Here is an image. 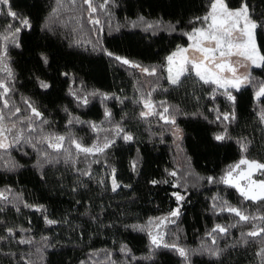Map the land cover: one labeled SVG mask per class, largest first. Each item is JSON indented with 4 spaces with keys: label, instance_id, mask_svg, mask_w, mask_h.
<instances>
[{
    "label": "trees",
    "instance_id": "trees-1",
    "mask_svg": "<svg viewBox=\"0 0 264 264\" xmlns=\"http://www.w3.org/2000/svg\"><path fill=\"white\" fill-rule=\"evenodd\" d=\"M103 2L94 0L97 6ZM11 3L15 11L31 18V29L20 34L21 47L9 44L10 67L15 73L13 101L23 109L24 99H30L49 120L46 131L62 135L71 132L84 146L102 145L106 136L115 138V144L87 159L81 155L75 165L61 158L41 166L38 153L28 145L0 152V190H13L11 204L0 201V237H6L0 240V264H24L25 260L29 264H184L174 250L153 248L144 221L148 215H167L176 208L174 192L186 194V198L176 223L164 230L165 239L188 249H223L219 258L206 253L193 255L191 264H264V258L257 254L264 247L259 237L248 238L246 245L237 243L252 224H237L236 218L228 224L237 226L230 227L227 236L214 234L215 245L208 235L227 214L214 210L213 204L229 200L234 191L221 183L220 177L230 165L249 157L252 149L264 159V146L258 145L264 142V122L256 115L251 96L264 82V69L252 68V82L233 93L237 96L236 119L227 125L216 120L214 109L228 112L232 105L219 91L215 100L211 98L213 85L203 84L193 74L173 86L161 69L165 57L176 50L179 41L186 40L182 33L191 30L189 21L206 14L209 0H109L106 9L96 13L100 26L90 25L86 19L79 24L75 20L68 23L72 14L56 12L58 0ZM80 3L78 0V7ZM229 3L238 7L240 0ZM249 3L254 16H264V0ZM145 21H159L161 27L151 34L145 31ZM8 22L7 16L0 15V32ZM170 24L177 30L170 31ZM101 26L103 31L99 30ZM97 38L107 51L144 67H157V75L146 76L139 69L110 59L96 45ZM257 38L264 52V33L258 31ZM41 55L47 56V64ZM38 80L52 87L43 90ZM154 85L158 86L152 92V101L157 105L167 102L175 125L156 116L140 117L144 109L137 101ZM77 86L119 99L89 97V104L80 106L69 94V89ZM106 109L112 113L110 120L105 117ZM74 118L84 123L69 125ZM89 122L100 130L94 131ZM116 124L130 133L133 141L117 137ZM109 129L112 131H106ZM225 129L229 138L216 141L215 135ZM238 141L247 142V152L241 151ZM200 162L208 169H202ZM10 163L17 167L9 170ZM113 168L122 185L116 192L111 191ZM84 171L91 175H83ZM172 171L177 172L175 178L169 175ZM207 177L215 179L209 183ZM152 180L168 183L153 185ZM176 183L183 187H174ZM40 206L43 209L36 211ZM250 212L264 215V205L255 204ZM45 217L57 223L48 225ZM133 225L146 230L138 231ZM7 228H13L15 236H7ZM20 239L33 242L19 244ZM125 246L127 251L121 252Z\"/></svg>",
    "mask_w": 264,
    "mask_h": 264
},
{
    "label": "snow or ice",
    "instance_id": "snow-or-ice-1",
    "mask_svg": "<svg viewBox=\"0 0 264 264\" xmlns=\"http://www.w3.org/2000/svg\"><path fill=\"white\" fill-rule=\"evenodd\" d=\"M58 3L59 8L56 12L64 10L72 14L68 17V23L75 20L79 24L81 19H86L90 25L100 26L101 21L96 16V13L106 9L109 0H104L98 6L94 4V0H81L79 7L77 6L78 0H67L66 4L63 0H58ZM54 14L56 13L54 12ZM0 15L7 16L11 21L6 24L4 31L0 32V73L4 74L0 76V152L7 153L16 146L23 147L28 145L38 153L40 157L38 163H41V166L46 163L59 162L61 158L65 163L71 162L75 165L81 155L87 159L89 156L104 153L111 148L115 144V138L109 139L106 136L102 145L94 143L91 146H84L71 132L67 133V135H62L46 131L44 126L50 122L30 99H24L25 107L23 109L13 101V95L16 91L14 87L15 73L10 67L9 44L16 48L21 47L20 34L31 29V18L15 11L11 0H0ZM189 23L192 25L191 30L182 33L189 43L186 47L177 46L175 51L166 56L161 69L167 72L165 79L173 86H179L182 77L193 74L203 84L213 85L211 98L215 100L216 93L219 91V94L224 96L232 105V110L228 112H220L218 109H214L217 113L216 120L227 125L236 119L235 105L237 96L233 93L240 92L243 87L252 82L250 68L264 69V52H262L261 46L257 43L258 31L264 33V16H254L249 0H240L238 7H232L229 0H209L206 14L195 17ZM144 25L145 31H149L151 34H155V30L161 27L159 21L151 23L145 21ZM135 26L133 24V27ZM45 27H48V25H45ZM167 27L170 31L177 30V26L174 24H170ZM99 30L103 31L102 26ZM96 45L100 47V50L106 56L122 65L139 69L140 72L149 77L157 75V67H144L126 57L107 51L100 44L98 38ZM41 59L45 64L48 63L47 56L41 55ZM240 69H244V71L241 72ZM61 75L68 77L70 74L61 73ZM38 83L43 90L52 87L51 84L44 80H38ZM157 86H152L146 95L142 93L137 101V103L142 104L144 109L140 112V117L146 119L150 116H156L166 124L175 125V115L170 106L167 105V102L160 101L157 105L151 99L152 92L156 91ZM69 94L74 97L80 106H87L90 102L89 97L101 96L104 100L119 99V97H113L99 91L87 92L79 86L75 89L70 88ZM261 98H264V82L260 83L255 93L257 101H260ZM175 111L179 110L176 109ZM111 116V111L106 109L105 117L110 120ZM259 119L264 122V109L260 110ZM74 122L84 123L78 118H74L70 119L68 124L71 125ZM89 127L94 131L100 130L95 123L89 122ZM114 131L117 137L126 142H131L134 139L119 124L115 125ZM177 132H179L178 128ZM228 138L226 129L214 137L216 141H224ZM238 143L241 151L247 152V142L238 141ZM8 167L9 170H13L17 165L10 163ZM132 168L135 171V163H133ZM256 173L264 175V163L242 157L237 163L228 167L225 174L220 177V182L236 189L244 201L264 205V179H253ZM83 175L90 176L91 173L84 171ZM169 175L175 178L177 172H169ZM214 179V177H207L209 183H212ZM162 182L168 183V181H150L153 185ZM173 186L183 187L179 183ZM120 187L122 185L117 182L116 170L113 168L111 170V191L116 192ZM123 187L129 186L123 185ZM12 191L11 188L0 190V201L11 204L13 202L11 198ZM172 195L175 197L177 207L164 217L148 221V226L153 229L148 233L150 244L153 248L174 250L183 258L184 264H191L192 256L196 254L206 253L219 258L223 251L219 247L204 248L202 246L200 249H188L176 243H170L165 239L167 233L163 230L164 227L167 224L176 223V219L181 215L182 202L186 198V194H181V192H174ZM24 207L32 208L34 206L24 204ZM42 209L43 206H40L35 210L41 211ZM213 209H218L219 212L226 211L234 215L238 218L237 224L240 222L252 224V227L247 232L240 234L241 240L237 241V243L246 245L250 242L248 238L254 240L259 237L261 243L264 244V224H253L254 221H264V215H251L247 208L232 206L223 200H220L219 205L214 203ZM16 210L19 211V208ZM45 222L48 225L57 223V221L47 217H45ZM236 226V224L231 226L215 225L211 232L208 233L212 238L211 243L213 245L217 244L216 235L214 234L227 236L230 227ZM132 227L138 231L146 230L139 225H133ZM6 232L9 237L15 236L13 228H7ZM5 238L0 237V240ZM32 242L31 239H20L17 241L19 244H31ZM120 251L126 252V246L122 247ZM257 254L264 258V247H261ZM21 259L23 260V258ZM24 264H29V262L25 260Z\"/></svg>",
    "mask_w": 264,
    "mask_h": 264
},
{
    "label": "rangeland",
    "instance_id": "rangeland-1",
    "mask_svg": "<svg viewBox=\"0 0 264 264\" xmlns=\"http://www.w3.org/2000/svg\"><path fill=\"white\" fill-rule=\"evenodd\" d=\"M187 40V39H186ZM186 40H181L179 41V46H187V44L189 43L188 41ZM257 43L260 45L259 41H258V38H257ZM262 50V48H261ZM263 52V50H262ZM254 68V67H253ZM259 69V68H257ZM252 68L249 69V71L251 72ZM241 72L244 71V69H240ZM102 76V75H100ZM105 77H107V74L105 73L104 74ZM108 78H110V80L108 81V84L111 82V76L109 75ZM112 84V83H111ZM252 106L255 107V113L256 115L259 117V112L261 109H264V98H261L260 101H257L255 99V95L252 94ZM264 139V138H263ZM261 139V140H263ZM260 140V141H261ZM257 143H260L259 141L256 142ZM258 145H262L261 147L264 146V142L258 144ZM248 159H252V160H257L259 162H262L264 163V159L261 158V155L260 153L257 152V150L255 151V149H252L251 152L249 153V157L247 156ZM205 163L208 164V162L204 161ZM201 165V168L204 169V170H207L208 167H206V165H204L203 162H200ZM243 167V166H242ZM253 179H264V175H261L260 173H256L254 174L253 176ZM228 202V204L232 205V206H238V207H243V208H247L248 212L251 213V209L253 208V206L255 205L254 203H252L251 201H244L242 197L239 196L238 192L236 189H234V191L231 193L230 197H229V200H226ZM252 214V213H251ZM166 216L165 214H162V212H160L159 214L157 213L156 215H148L144 218V221L147 225V228L148 230L152 231L153 229L151 227L148 226V221L149 220H154L156 218H161V217H164ZM236 219V217L232 214H229L227 212V214L225 215V217L221 218L220 220V225L222 226H228V224L230 225L231 222H233L234 220ZM238 219V218H237ZM168 225V224H167ZM167 227V226H166ZM166 227H164L163 230L166 229ZM254 259V258H253ZM246 264H248V262L246 261Z\"/></svg>",
    "mask_w": 264,
    "mask_h": 264
}]
</instances>
